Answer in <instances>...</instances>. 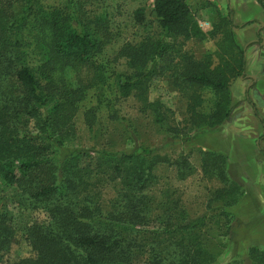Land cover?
<instances>
[{
    "label": "trees",
    "instance_id": "trees-1",
    "mask_svg": "<svg viewBox=\"0 0 264 264\" xmlns=\"http://www.w3.org/2000/svg\"><path fill=\"white\" fill-rule=\"evenodd\" d=\"M68 4L45 11L34 0H0V181L15 189L21 209L47 218L25 229L33 256L4 263L15 233L1 208L0 264H215L218 253L203 239L205 216L192 218L177 203L153 216L149 189L160 165L173 166L179 180L195 172L185 155L171 161L165 150L230 119V86L244 78L246 65L234 38L232 11L222 16L213 7L216 22L204 33L185 0L154 1L152 12L168 42L145 38L123 44L117 57L127 72L118 77L117 90L151 115L165 142L125 152L100 150L91 157V151L73 144V119L88 92L106 86L97 59L113 39L106 19L89 17L78 0ZM142 12H134L137 23ZM207 40L215 49L199 58L184 50L188 42ZM26 48L39 58L35 71L25 63ZM156 76H165L185 97L182 127L166 125L171 111L149 100ZM204 94L213 99L208 112ZM93 111L85 113L88 129ZM200 161L203 177L222 185L212 200H223V208L236 205L241 193L228 176L225 156L203 151ZM104 181L117 182L106 205L96 190ZM248 258V264H264V250L252 247ZM226 264L244 263L235 258Z\"/></svg>",
    "mask_w": 264,
    "mask_h": 264
},
{
    "label": "rangeland",
    "instance_id": "rangeland-1",
    "mask_svg": "<svg viewBox=\"0 0 264 264\" xmlns=\"http://www.w3.org/2000/svg\"><path fill=\"white\" fill-rule=\"evenodd\" d=\"M34 1L47 11L52 8H65L70 0ZM78 1L83 4L89 17L106 19L113 41L97 59L105 70L106 86L88 92L86 99L79 104L73 119L76 130V139L73 144L91 151V157H95L100 150L125 152L133 149L134 146L162 145L165 142L164 132L154 123L151 115L142 112L140 105L134 99L121 98L117 90L118 77L127 72L125 61L117 57V52L123 44H136L145 38L167 41L154 17L152 4L147 0ZM191 2L193 1L189 3ZM209 4L212 5V2L200 1L188 5L204 33L211 31L214 25L213 20L216 22L217 19L215 10ZM247 4L243 2L238 9L240 16L243 17L242 20L260 15L261 10L258 6L252 3ZM260 7L264 10L261 2ZM138 9L143 11L141 23H137L134 19V12ZM219 13L225 16L228 10L219 11ZM236 28L233 30L235 39ZM262 41L263 38L259 39L258 43ZM247 45L249 44L241 43L238 46L245 56L249 52L248 58L251 59V51H246L250 47L246 48ZM214 49V42L210 40L201 43L191 41L184 46V50L197 58ZM259 50L255 58L250 60L253 66L259 62L264 63V45L260 46ZM24 51L25 63L35 71L39 65L38 56L32 48H26ZM159 63L160 66L164 64ZM260 75L263 76L264 71ZM260 78L262 77L257 76V79L260 80ZM239 79L242 78L236 79L230 86L231 102L234 108L241 102V100L237 101L240 97L246 99L252 96L254 99L252 92L262 90L261 94H258L260 98L259 103L257 102L258 117L250 118L252 120L251 134L240 133V128L224 129L223 131L227 132L221 134L219 132L221 126L215 131L204 134L196 132L189 134V137H193L191 140L176 145L171 150H165L163 154H166L171 161L178 154L185 155L195 170L194 174L179 180L173 166L160 165L154 172L157 181L149 189L153 216L161 215L170 203H177L192 218L205 216L203 239L209 250L218 253L215 264H226L235 258L248 264L250 248L258 247L264 250V88L250 89L249 95L244 97L242 95H245V88L239 90L237 87L239 83L236 86V81L239 82ZM248 83H250L249 80H247ZM149 100L158 101L171 111V119L166 125L183 126L186 117V99L174 90L165 76H156L151 81ZM203 101V111H210L212 97L204 94ZM234 101L237 102L234 104ZM89 109L94 110V123L91 129H88L85 124V113ZM231 120L228 122L230 123ZM228 122L223 125L225 126ZM203 151H212L225 156L228 176L237 184L241 193L236 205L223 208V200L215 202L212 200L213 192L220 189L222 185L203 177L200 170ZM116 183L107 184L104 181L96 187V190L102 191L101 197L105 205L115 192ZM16 199L15 189L6 187L0 181V209L7 211L10 218L9 225L15 233L4 263H12L33 256L24 236L25 229L31 224H42L47 220L41 211L21 209L16 204ZM136 262L141 263L142 259L138 257Z\"/></svg>",
    "mask_w": 264,
    "mask_h": 264
},
{
    "label": "crops",
    "instance_id": "crops-1",
    "mask_svg": "<svg viewBox=\"0 0 264 264\" xmlns=\"http://www.w3.org/2000/svg\"><path fill=\"white\" fill-rule=\"evenodd\" d=\"M185 1L188 3L189 6L193 5L195 2H200V1L212 2V5L209 4V6L216 7L221 12L223 11L226 12L227 10L232 11V23L234 26L237 27L235 33L236 43L238 45L241 43L242 44L244 43L245 45L249 44L246 46V48L248 46L250 47L247 48L246 51H251L252 54L250 59V57L248 58L249 52H247L248 54H246L245 56L246 65H245L244 78L239 79V82L236 81V86L239 83V85L237 86L239 90L245 88L244 89L245 95L241 94L244 97L249 95L250 89L259 88L261 90V88H264V79H263L264 75L263 76L260 75L264 71V63L259 62L257 63V65L253 66L252 65L253 62L250 61L253 59V57L255 58L256 53H258L257 51H260L259 47L264 45V28H263L264 10L260 7V2L262 0H242V1L241 0H185ZM190 1L193 2L189 3ZM243 2L248 3L247 5H250V3H252L254 6H258L261 10L260 15L255 16L253 18L242 20L243 17L240 16L238 9L240 8ZM261 38H263V41L262 43L260 42L259 44L258 42L259 39ZM257 76L262 77L260 78L261 81L257 79ZM247 80H249L250 83L247 84ZM261 91L258 90L255 91L254 93L252 92L254 99H252V96L251 97L248 96V98L246 99L240 97L237 100L239 102L241 100V102L236 106V108H234L233 112L231 113L229 120L231 119L232 120L230 121V123L228 122L225 126L222 125L220 127L219 132L221 134H225L224 132H227V131H223L224 129L235 130L238 128H240L239 131L242 134H247V135L251 134L252 131L250 130V128L252 126L250 124H252V120L250 118H256V115H258L257 102L259 103L260 98L258 96L261 94ZM237 101H234V104Z\"/></svg>",
    "mask_w": 264,
    "mask_h": 264
},
{
    "label": "built area",
    "instance_id": "built-area-1",
    "mask_svg": "<svg viewBox=\"0 0 264 264\" xmlns=\"http://www.w3.org/2000/svg\"><path fill=\"white\" fill-rule=\"evenodd\" d=\"M150 4H153L155 0H147ZM262 6L264 7V0L261 1Z\"/></svg>",
    "mask_w": 264,
    "mask_h": 264
}]
</instances>
